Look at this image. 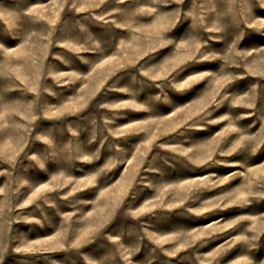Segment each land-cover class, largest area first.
I'll use <instances>...</instances> for the list:
<instances>
[{
  "label": "rangeland",
  "instance_id": "rangeland-1",
  "mask_svg": "<svg viewBox=\"0 0 264 264\" xmlns=\"http://www.w3.org/2000/svg\"><path fill=\"white\" fill-rule=\"evenodd\" d=\"M0 264H264V0H0Z\"/></svg>",
  "mask_w": 264,
  "mask_h": 264
}]
</instances>
